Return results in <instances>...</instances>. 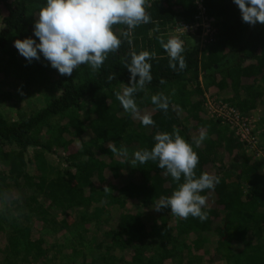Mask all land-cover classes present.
Returning <instances> with one entry per match:
<instances>
[{
	"label": "trees",
	"instance_id": "1",
	"mask_svg": "<svg viewBox=\"0 0 264 264\" xmlns=\"http://www.w3.org/2000/svg\"><path fill=\"white\" fill-rule=\"evenodd\" d=\"M148 3L153 23L136 27L131 44L120 36L125 26H113L123 41L119 51L96 72L84 65L67 77L42 55L39 61H22L14 47L15 40L29 37L39 43L33 28L46 0H0V79L13 78L20 95L47 89L41 107L16 119L0 109V231L5 235L0 264H49L55 256L58 264H197L206 254L210 262L264 264V159L255 158L203 106L204 93L217 92L244 114L259 108L264 113V27L244 23L233 0H203L216 33L199 45L198 33L173 31L184 41L187 63L183 71H173L159 39L174 37L169 31L178 21L193 20V0ZM145 50L156 53L149 61L153 78L136 102L154 127L125 112L114 95L129 83L125 58L130 62V52ZM113 73L116 79L108 83ZM156 93L169 97L166 114L151 103ZM9 97L0 91V106ZM260 125L264 149V119L257 130ZM174 129L190 144L206 133L198 147L193 144L199 156L195 172L218 176L219 183L201 193L207 197L203 222L180 219L170 209L145 217L141 211L178 185L156 162L131 164L133 155L151 150L157 132ZM111 146L126 149V155L117 157ZM54 149L60 151L58 163L52 161ZM109 177L121 185L108 184ZM127 202L137 203L138 210L125 209ZM110 207L121 208L115 226L90 234V226L109 220ZM128 250V257L117 254Z\"/></svg>",
	"mask_w": 264,
	"mask_h": 264
},
{
	"label": "clouds",
	"instance_id": "2",
	"mask_svg": "<svg viewBox=\"0 0 264 264\" xmlns=\"http://www.w3.org/2000/svg\"><path fill=\"white\" fill-rule=\"evenodd\" d=\"M238 6L242 21L255 27L257 23L264 27V0H233ZM148 0H46L41 7L34 23V36L14 41V47L29 63L39 61L41 55L61 76L71 77L74 70L87 65L93 72L99 70L109 54L119 51L123 43L120 36L128 40L132 31L142 25L153 23L151 15L146 11ZM116 25L125 26L120 36L114 31ZM159 30L158 28L156 29ZM160 46L167 53L169 67L173 71H183L187 67L184 41L178 37L165 40L159 39ZM155 52H130V62L127 58L124 67L130 73L129 83L114 95L121 107L127 113L138 117L145 127H154L155 121L150 114L141 115L136 102L138 93L144 92L152 81L150 60ZM178 66V67H177ZM138 77V79H137ZM116 79V74H110L107 82ZM161 84L166 81L161 80ZM21 94H23L21 92ZM151 103L165 114L169 108V97L163 93L151 96ZM206 139V133L201 131L192 143L187 142L178 130L157 132L154 136V146L151 150L143 149L134 153L131 164H146L156 162L157 167L164 169L166 175L177 182V188L170 196L162 197L153 206L154 211L170 209V213L180 219L189 216L205 221L208 213L207 197L201 195L206 190H215L219 177L208 172H202L198 177L195 169L199 164V156L194 151ZM109 150L118 155H126L127 150H117L111 146ZM183 177V182L180 183ZM108 187H105L107 190Z\"/></svg>",
	"mask_w": 264,
	"mask_h": 264
},
{
	"label": "built area",
	"instance_id": "3",
	"mask_svg": "<svg viewBox=\"0 0 264 264\" xmlns=\"http://www.w3.org/2000/svg\"><path fill=\"white\" fill-rule=\"evenodd\" d=\"M195 14L192 21H178L173 26V31L181 35H195L199 45L212 40L216 33L215 18L209 16L203 0H193ZM203 106L209 117L219 120L233 132L238 141L257 159H264V149L259 144V131L257 124L259 115L255 113L244 114L234 106L229 105L220 97L204 93Z\"/></svg>",
	"mask_w": 264,
	"mask_h": 264
},
{
	"label": "rangeland",
	"instance_id": "4",
	"mask_svg": "<svg viewBox=\"0 0 264 264\" xmlns=\"http://www.w3.org/2000/svg\"><path fill=\"white\" fill-rule=\"evenodd\" d=\"M1 26V25H0ZM172 32L171 36H175L172 30V27L170 28V31ZM176 37V36H175ZM186 39L189 40L190 42H195V39L192 36H186ZM19 58L22 61H25L26 59L21 56L19 54ZM52 77H54L55 75H51ZM18 83L13 81V78H1L0 79V91L2 92H8L10 93V97L8 99H4L2 102V105L0 106V109L2 111V113L7 116L8 118L11 119H16L17 117H19L20 114L22 113H28L29 111L36 109L38 107H41L46 98V92L47 89H45L43 86L39 87L37 89L32 90V92L27 93L24 92V95H20L17 92L18 89ZM208 94H210V92H206ZM54 154L52 157V161L53 163H58L60 161V158L57 156V153H60V151L54 149ZM116 157V154H115ZM117 157H119V155H117ZM108 184H114L116 186H120L121 185V181L119 178H113V177H109L106 181ZM9 192H7L5 195V199L6 202L9 199V197L11 196V194H8ZM1 205V202H0ZM153 206L154 205H149L145 208H142V214L143 216L146 214H156V211L153 210ZM125 209H131L133 211H137L138 209V204L135 202H127L124 205ZM110 210V216H109V220H107V222H104L105 220H103L101 222V225L99 227H94L90 226L89 230H90V234H99L102 233L103 231L108 230L111 227H114L116 224V220H117V216L121 211V208L119 207H113V208H108ZM107 215H103L102 218H106ZM59 217V216H58ZM145 217V216H144ZM60 218V217H59ZM194 236L190 234L189 239L191 240ZM5 235L3 232L0 231V256L4 253L5 250ZM53 253V252H52ZM51 253V255H53ZM118 255H122L121 257L125 258L128 257L130 254V250L123 252V253H117ZM58 258L57 256L52 257V261L49 264H58ZM197 264H225L224 261H222V259L220 260H214L212 262L208 261V254H206L205 256H201V259L199 260V262Z\"/></svg>",
	"mask_w": 264,
	"mask_h": 264
},
{
	"label": "crops",
	"instance_id": "5",
	"mask_svg": "<svg viewBox=\"0 0 264 264\" xmlns=\"http://www.w3.org/2000/svg\"><path fill=\"white\" fill-rule=\"evenodd\" d=\"M172 30H173V28H172ZM172 33V32H171ZM242 81L243 82H247L246 80H245V78H242ZM207 92V91H206ZM205 92V93H206ZM212 94H214V95H216V96H218V97H220L219 96V94H217V92H213ZM221 98V97H220ZM255 114H258L259 115V120L261 121V120H263L264 119V113H263V111H260V108H259V110L258 109H256V113ZM262 129H263V126H259V132L260 131H262ZM223 261V260H222Z\"/></svg>",
	"mask_w": 264,
	"mask_h": 264
}]
</instances>
